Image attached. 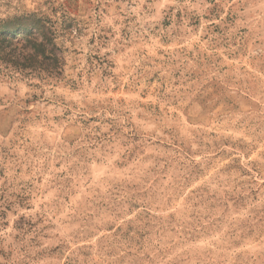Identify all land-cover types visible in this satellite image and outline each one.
Segmentation results:
<instances>
[{
	"label": "rangeland",
	"instance_id": "obj_1",
	"mask_svg": "<svg viewBox=\"0 0 264 264\" xmlns=\"http://www.w3.org/2000/svg\"><path fill=\"white\" fill-rule=\"evenodd\" d=\"M0 264H264V0H0Z\"/></svg>",
	"mask_w": 264,
	"mask_h": 264
},
{
	"label": "trees",
	"instance_id": "obj_2",
	"mask_svg": "<svg viewBox=\"0 0 264 264\" xmlns=\"http://www.w3.org/2000/svg\"><path fill=\"white\" fill-rule=\"evenodd\" d=\"M15 24L19 31L14 30L15 38L22 39L24 45L29 48L28 54H18L3 50L4 58L19 68H38L41 66L51 70L59 69L61 56L57 52L56 32L53 24L47 20L30 14L25 17L15 18ZM20 42V41H19Z\"/></svg>",
	"mask_w": 264,
	"mask_h": 264
}]
</instances>
